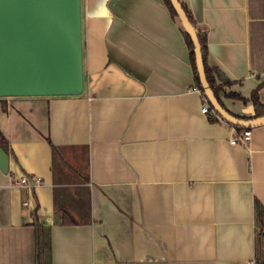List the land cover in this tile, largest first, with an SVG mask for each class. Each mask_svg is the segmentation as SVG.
I'll return each mask as SVG.
<instances>
[{"label": "crops", "instance_id": "1", "mask_svg": "<svg viewBox=\"0 0 264 264\" xmlns=\"http://www.w3.org/2000/svg\"><path fill=\"white\" fill-rule=\"evenodd\" d=\"M183 2L206 31L221 107L254 116L264 0ZM81 30L80 94L0 97V264L35 263L34 211L51 264H249L264 121L241 145L229 141L233 124L208 119L164 0H81ZM21 173L42 181L18 184Z\"/></svg>", "mask_w": 264, "mask_h": 264}, {"label": "water", "instance_id": "2", "mask_svg": "<svg viewBox=\"0 0 264 264\" xmlns=\"http://www.w3.org/2000/svg\"><path fill=\"white\" fill-rule=\"evenodd\" d=\"M196 51L199 75L215 110L242 125L264 121L233 117L212 94L196 36L177 0H171ZM83 89L81 0H0V97L75 95ZM8 156L0 147V167Z\"/></svg>", "mask_w": 264, "mask_h": 264}, {"label": "trees", "instance_id": "3", "mask_svg": "<svg viewBox=\"0 0 264 264\" xmlns=\"http://www.w3.org/2000/svg\"><path fill=\"white\" fill-rule=\"evenodd\" d=\"M177 1L180 5L185 17H186L188 24L191 26V28H192L195 36H196V39L198 41L200 53H201V57H202V62H203L204 76H205V79L207 81V84H208L212 94L214 95L215 99L218 101V103L220 105H222V103L219 99V96H218V91L220 88L214 84L213 78L211 76V71H210L211 68L207 65V61H206V58H207L206 31L197 27L196 21L194 20L192 13L188 9L187 5L183 2V0H177ZM164 2L166 4V6L168 7L171 16L174 19H176L180 25L182 35L184 37L185 43H186L188 51H189V59H190L191 65H192L194 83L196 85L195 88H197L199 90L204 101H206L208 103V110L206 112L208 119L212 122L224 120L228 123L233 124L234 127L236 128V130L247 129L248 126H250V125H242L239 123L230 122V121L224 119V117H222L213 107V104L211 103V101L207 97V94L204 90V87H203V84H202V81H201V78L199 75L194 41H193L190 33L187 31V29L183 25L172 1L171 0H164ZM257 91H258V88H256L250 96V99L252 101L253 108H254V116H252V117L234 116L235 118L242 119V120H250L251 118L253 119V118H259V117L264 116V102L259 100ZM230 95L233 97H239V98L245 100V98H243L239 94L231 93ZM4 108H5V106H4ZM47 140L51 144L52 148L55 151L56 147L52 144L51 139L49 137H47ZM0 145L3 148L7 147L6 139L3 136V134L1 133V131H0ZM59 209L62 212V221L64 223L70 221L69 214H68L67 210L62 208V207H59ZM254 223H255V235H254V249H255L254 254H255V257H254V260H255V264H264V205L258 199L254 200ZM33 225H34L35 230H36V251H35V263L34 264H51L49 229L46 226L39 223L37 217L35 216V211H34Z\"/></svg>", "mask_w": 264, "mask_h": 264}, {"label": "built area", "instance_id": "4", "mask_svg": "<svg viewBox=\"0 0 264 264\" xmlns=\"http://www.w3.org/2000/svg\"><path fill=\"white\" fill-rule=\"evenodd\" d=\"M198 90V89H197ZM201 110L203 112H207L208 110V105L204 104L201 107ZM251 138V131L250 129H243L240 131H236L234 135L230 138V143L232 144H241L245 145L248 143V141ZM42 181V178L36 174H26V173H21L17 178L16 182L18 184L27 186V187H35L38 183ZM249 264H255V260L250 261Z\"/></svg>", "mask_w": 264, "mask_h": 264}]
</instances>
